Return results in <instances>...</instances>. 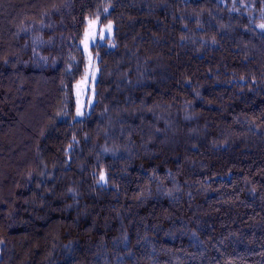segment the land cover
Returning <instances> with one entry per match:
<instances>
[{"label":"trees","instance_id":"trees-1","mask_svg":"<svg viewBox=\"0 0 264 264\" xmlns=\"http://www.w3.org/2000/svg\"><path fill=\"white\" fill-rule=\"evenodd\" d=\"M92 16L114 34L77 118ZM261 22L264 0H0V264H264Z\"/></svg>","mask_w":264,"mask_h":264},{"label":"rangeland","instance_id":"rangeland-1","mask_svg":"<svg viewBox=\"0 0 264 264\" xmlns=\"http://www.w3.org/2000/svg\"><path fill=\"white\" fill-rule=\"evenodd\" d=\"M261 25H264V23L261 22L259 24V28L264 31V28H262ZM113 34L114 23L112 21H103L99 16H92L87 20L80 42L87 64L84 74H82L73 84L75 116L77 118L86 116L94 104L95 83L98 75L97 48L101 44L112 45ZM48 231L50 232L51 230ZM38 240H40V237L36 234L33 240L28 242L26 248L29 251L33 250L34 252L45 249V246L40 247L35 243ZM19 246H22V250H24L25 247L23 244L16 243V247L18 248Z\"/></svg>","mask_w":264,"mask_h":264},{"label":"snow or ice","instance_id":"snow-or-ice-1","mask_svg":"<svg viewBox=\"0 0 264 264\" xmlns=\"http://www.w3.org/2000/svg\"><path fill=\"white\" fill-rule=\"evenodd\" d=\"M109 27H110V26H109ZM261 27L264 28V25H261ZM101 179H103V177H102Z\"/></svg>","mask_w":264,"mask_h":264}]
</instances>
